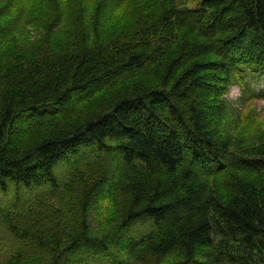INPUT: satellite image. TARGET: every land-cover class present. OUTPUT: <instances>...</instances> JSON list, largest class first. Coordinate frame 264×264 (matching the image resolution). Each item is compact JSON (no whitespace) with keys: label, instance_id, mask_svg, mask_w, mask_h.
I'll return each instance as SVG.
<instances>
[{"label":"trees","instance_id":"1","mask_svg":"<svg viewBox=\"0 0 264 264\" xmlns=\"http://www.w3.org/2000/svg\"><path fill=\"white\" fill-rule=\"evenodd\" d=\"M124 3L0 10V203L60 195L61 166L97 154L119 229L93 233L84 212L65 248L24 236L49 264H264V128L230 120L226 98L238 85L242 104L264 99V0ZM45 4L29 43L25 18Z\"/></svg>","mask_w":264,"mask_h":264},{"label":"rangeland","instance_id":"2","mask_svg":"<svg viewBox=\"0 0 264 264\" xmlns=\"http://www.w3.org/2000/svg\"><path fill=\"white\" fill-rule=\"evenodd\" d=\"M29 4L33 0H0V10L6 12L8 18H15L17 8L22 2ZM46 1V0H45ZM178 6L194 8L203 0H172ZM43 0H39L42 4ZM136 0H125L121 12L127 15L133 12ZM47 4L35 12L31 18H25L28 24L25 26V39L32 43L36 35L43 30L44 19L38 15L44 12ZM31 9V6L28 7ZM123 19V18H122ZM128 20V19H127ZM127 20H124V25ZM39 29V30H36ZM38 32V33H37ZM258 80L252 82L253 88ZM260 83V82H259ZM264 84V82H261ZM264 85H260V90ZM244 90L236 85L226 95L231 111L230 120H236L240 114L244 131L248 128L247 121L264 128V99H254L249 95L242 104ZM243 131V132H244ZM242 132V133H243ZM240 133L239 138H242ZM109 165L97 154L80 157L64 164L59 169L62 178L63 189L61 194L53 197L45 193V190H36L24 201L17 202L10 198L0 203V264H49V251L37 245L34 241L24 238L28 234H35L44 240L57 236L62 240V248L67 247L75 229L80 227L81 220L86 212L88 225L93 233L118 231L116 225L120 224L122 214L119 207L102 196L106 184ZM15 200V201H14ZM86 208V211L84 210ZM106 215V217H105ZM119 227V226H118ZM127 233V232H126ZM128 235V233L126 234ZM57 239V240H58ZM111 256H119L116 250H111ZM14 262H11L14 260ZM135 264H175L177 259L171 257L167 260L160 258H136Z\"/></svg>","mask_w":264,"mask_h":264}]
</instances>
